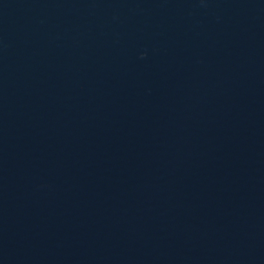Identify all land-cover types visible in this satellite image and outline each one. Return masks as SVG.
Masks as SVG:
<instances>
[{
	"label": "water",
	"instance_id": "water-1",
	"mask_svg": "<svg viewBox=\"0 0 264 264\" xmlns=\"http://www.w3.org/2000/svg\"><path fill=\"white\" fill-rule=\"evenodd\" d=\"M0 264H264V0H0Z\"/></svg>",
	"mask_w": 264,
	"mask_h": 264
}]
</instances>
